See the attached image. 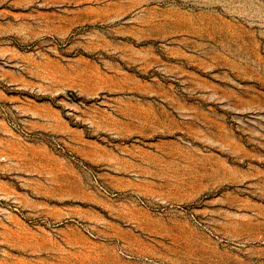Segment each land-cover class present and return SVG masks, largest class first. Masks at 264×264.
Listing matches in <instances>:
<instances>
[{"label": "rangeland", "instance_id": "rangeland-1", "mask_svg": "<svg viewBox=\"0 0 264 264\" xmlns=\"http://www.w3.org/2000/svg\"><path fill=\"white\" fill-rule=\"evenodd\" d=\"M0 264H264V0H0Z\"/></svg>", "mask_w": 264, "mask_h": 264}]
</instances>
